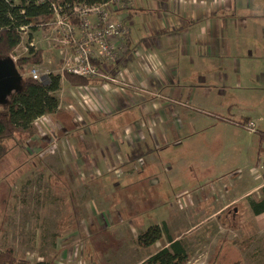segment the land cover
Masks as SVG:
<instances>
[{"label":"crops","instance_id":"obj_1","mask_svg":"<svg viewBox=\"0 0 264 264\" xmlns=\"http://www.w3.org/2000/svg\"><path fill=\"white\" fill-rule=\"evenodd\" d=\"M145 1L146 10L150 12L151 8L155 14L147 15L145 19H148L142 24L136 20L138 27L134 29L128 24L134 14L136 17L139 14L133 0L123 5L124 10L118 11V4L115 8L112 6L114 4L108 7L109 19H121L120 23L130 35L128 39L120 37L114 41L117 48L115 61H99L96 58L98 51L93 48L96 56L94 60L97 65L100 63L103 74L110 80L118 81V84L111 81L95 82L103 90L117 91L114 95L119 100L116 116L135 110L139 117L105 125L100 121L101 113L89 115V118L79 109L84 118L68 117L65 121L70 123L63 129L67 132L81 131L77 129L78 123H82L84 129L81 132L84 133L76 135L75 143L83 151L86 145L99 147L103 144L104 148H112L113 158L110 161L107 159L109 150H106L105 159L99 160L96 154L97 160H90L93 163L98 160L107 165L116 160L119 162L122 153L119 154L116 147L120 142L126 143L128 150L143 148L147 141L152 142L153 146L156 142L163 143L164 147L171 146L174 150L171 153L173 159L165 161L170 163L168 172L156 165L159 163L158 158L145 163L142 171L139 165L136 173L134 162L138 161H131L128 157L129 162L124 159L123 167H127L126 173L131 180L141 177L138 185H143L145 180L148 185L152 180V188L165 190L171 187L177 190L178 195H182L179 205L184 206L177 210L169 209L162 221V224L167 225L172 240H185L191 253L194 240L190 239V232L203 223L206 228L199 234L195 242L197 244L209 245L214 242L212 235L217 230H225L218 234L222 233L223 237L214 247L209 263L228 264L230 260H235L232 264H264V213L258 216L254 214L248 201L260 200L264 188V170L261 161L260 165L257 161L258 136L238 125V122H254L258 131L264 133V123L259 117L264 95L254 96V90L264 94V1L171 0L164 6H158L154 0ZM91 19L95 25L97 17L92 16ZM136 29L139 30L135 33ZM44 32L50 36L56 31L52 26ZM38 33H32L29 46L42 50L44 62L50 63V57L45 59L50 50L46 51L42 46L36 48ZM75 34L77 37L83 35L78 29ZM51 56L61 58V53ZM62 57L66 60L65 56ZM132 77L145 97L140 93H130L133 88L129 86ZM63 88L62 82L61 90ZM73 88L77 92L88 91V87ZM128 94L133 96L131 101ZM168 100L173 101V105L178 108L165 102ZM63 106L64 99L60 92L58 113L42 119L49 120L60 115ZM188 110L196 111L198 116L190 119L184 112ZM203 113L207 119L201 116ZM203 120L207 121L206 128L200 131L194 129ZM180 124L182 129L179 128ZM98 126L100 131L107 132L101 135L102 140L98 136L100 134L86 132ZM188 127H192V134L197 138L187 135ZM214 128L217 136L206 139L204 133ZM241 131L247 132L250 139L244 143L247 144V155H239L236 159L229 150L238 146L236 135ZM199 133L202 134L200 137ZM114 167H108L106 171L113 170L118 174V168ZM236 168L242 170L233 173ZM148 171L153 172L148 175ZM97 172L98 177H101L100 171ZM211 173H215L216 178H210ZM128 184L132 185L131 182ZM138 193L141 194L140 191ZM60 224V221L56 222L57 226ZM181 226H188V229ZM173 227L182 228L181 232L175 231ZM79 236H62V231L50 234L52 245L44 257L47 259L46 264H112L109 255L104 261L93 262L92 257L88 261L84 259L82 249L78 252L76 248L81 243ZM168 246L165 241L157 243V251L131 264H142ZM65 251L69 252L70 259L63 256ZM30 258L21 261L34 264ZM45 259L40 262L37 258L35 260L38 264H45Z\"/></svg>","mask_w":264,"mask_h":264},{"label":"rangeland","instance_id":"obj_2","mask_svg":"<svg viewBox=\"0 0 264 264\" xmlns=\"http://www.w3.org/2000/svg\"><path fill=\"white\" fill-rule=\"evenodd\" d=\"M133 2L137 6L136 9L139 10V14L137 17L134 14L128 24L134 29L138 27V23L142 24L148 19H145L147 15L155 13L151 8L150 12L146 10L145 0H133ZM158 4V6H164V3L158 2ZM104 10L109 18L110 10L106 7ZM91 17H86V21H89L90 24L95 23ZM83 19L81 18V25L85 28L82 24ZM136 20H139L137 24H135ZM118 21L121 22L122 20L119 19ZM53 28L56 32H52L50 36L46 35L45 30H39L38 35H36L38 39L35 40L36 48L42 46L46 51L47 49L50 50L45 56V59L50 57V63L44 62L43 54L41 65L28 66L22 69L23 79L27 78L33 69L38 72L41 80L49 75L62 76L64 71H70V64L73 63L72 66L74 65L78 58L79 49L74 41L67 45L65 38L67 35L56 26ZM80 28L76 29L80 31ZM138 30L136 29L135 33ZM29 34L27 32L24 35L23 45L16 51L15 57H11L15 63L16 60L28 56L29 42L33 36ZM72 36L76 39L81 38L77 37L74 32ZM78 36L80 35L78 34ZM129 36L126 35L122 39H128ZM56 52L61 53V58L51 56L57 54ZM62 56H65L66 60ZM130 80L132 84L129 86L133 87L130 93H140L145 97V93L140 92V88L135 85L137 83L135 78L132 77ZM95 82L94 79L92 84L88 86V91L77 92L67 82L63 81L64 88L63 91L61 90L62 100L64 99L63 113L61 112L56 117H50L49 120H39L37 122L39 134L27 140L28 142L23 149L14 148L8 159L0 162V214H2L0 220V252L6 247L12 246L19 260H25L31 256V261L38 264L45 259L46 253L51 249L50 234L53 232L58 234L59 231H62V236L81 235L79 236L81 243L76 248L78 252L82 249L84 259L87 261L91 257L93 262L104 261L109 255L112 257V264L114 262L115 264L136 263L145 255L157 251L156 244L147 249L138 244L137 237L141 231H145L154 225H161L169 209L177 210L184 206L179 205L182 195H178L176 189L171 187L165 190L152 188V180L148 182V185L147 180L144 181L143 185H138L140 183L138 179L141 177L131 180L126 173L127 167H123L124 159L128 162L129 159L138 161L137 163L134 162L136 173L139 165H141L142 171L145 163H151L153 158H158L159 163L156 165L168 172L170 163L165 161L173 159L171 153L174 150L171 149V146L164 147L165 145L161 142H156L153 146L152 142L147 141L143 148L137 147L128 150V145L120 142L116 147L118 153H122L119 162L116 160L107 165V163L99 162V160L105 159L106 150H109L107 159L110 161L113 158L111 147L104 148L103 144H100L99 147L86 145L85 151H83L75 143L76 135L84 133L81 132L84 129L82 123H78L77 129L81 131L67 132L63 129L64 127L67 128L70 123L65 121L68 117L75 119V116H82L84 118L79 109L87 114V117L101 113L102 119L100 121L105 125L123 123L139 117L135 110L116 116L119 100L114 95L117 91L103 90V88L101 89L102 86L99 87ZM116 83L118 84V81ZM128 95L131 101L133 96ZM262 95L264 94L254 90V96ZM165 102L174 106L173 101ZM184 112L190 119L198 116L196 111ZM259 113V117L264 123V104L259 108ZM201 116L207 119L206 114L203 113ZM72 120L70 119L71 122H74ZM205 125L207 126V121H200L194 129L200 131L201 128H206ZM100 126L86 132L100 134L98 136L102 140L101 135H105L107 132L105 130L100 131ZM179 128H183L182 124ZM186 133L191 138H197L192 134V127H188ZM201 135L199 133L198 136ZM216 136L215 128L204 133L206 139ZM248 139L250 138L247 132L241 131L236 135L238 146L229 150L231 156L237 159L239 155H247V144L244 143H247ZM96 154L99 155V160L93 163L90 160L92 158L97 160ZM214 156L215 154H213ZM113 165L114 168H118V174L113 170L111 172L106 171L108 167L112 168ZM97 170L102 174L101 177H98ZM240 170L242 169L236 168L233 173ZM152 172L148 171V175H151ZM209 177L214 179L216 174L211 173ZM128 182H131L132 185H129ZM169 201L170 203H168ZM57 221L61 223L58 226L56 225ZM109 225L111 226L109 227ZM204 225L202 223L195 226L190 232V239L194 240L191 244L192 260L190 264H212L209 263L210 255H212L218 241L223 237L222 233L221 235L218 234L225 232V230H217L212 235L214 242L209 245L197 244L195 242L199 239V234L206 228ZM173 229L175 231L177 229L180 233L182 228L173 227ZM183 229H188V226L183 227ZM62 254L70 259L68 251ZM36 258L38 262L35 260ZM46 262L47 259H45V264ZM232 263H235V260L228 262V264Z\"/></svg>","mask_w":264,"mask_h":264},{"label":"trees","instance_id":"obj_3","mask_svg":"<svg viewBox=\"0 0 264 264\" xmlns=\"http://www.w3.org/2000/svg\"><path fill=\"white\" fill-rule=\"evenodd\" d=\"M130 0H0V58H13L18 48L23 43L25 33L46 30L52 27L51 22L56 17H61L66 23L79 28L81 22V9L86 7L115 8L124 10L123 5ZM166 3L171 0H154ZM193 1V0H180ZM264 1V0H262ZM118 2V3H117ZM76 8L80 11L77 12ZM117 11V10H116ZM29 34V35H30ZM43 51L29 46L28 56L16 60V66L21 76L24 77L23 68L39 66L43 62ZM91 58V63L104 77L87 78L79 76L71 71H64L63 75H49L40 81L28 76L23 79V89L13 95L7 106L0 107V162L8 159L14 148H21L27 144V140L39 134L37 122L42 118L54 116L60 107V92L62 82L66 81L71 87H88L92 81L99 80L110 82V77L103 74L100 63ZM103 63L110 61L100 60ZM179 103V102H177ZM245 126L249 122H238ZM260 165L261 156L264 154V133H258ZM250 207L257 216L264 213V188L262 197L258 201L249 199ZM2 214H0L1 220ZM165 241L169 244L142 264H189L192 255L190 247L185 240L173 241L165 223L148 228L137 237V242L142 248H149ZM219 251V250H218ZM217 251V253H218ZM216 258V257H215ZM216 260V259H215ZM214 260V261H215ZM0 264H27L18 259L12 246L6 247L0 252Z\"/></svg>","mask_w":264,"mask_h":264},{"label":"built area","instance_id":"obj_4","mask_svg":"<svg viewBox=\"0 0 264 264\" xmlns=\"http://www.w3.org/2000/svg\"><path fill=\"white\" fill-rule=\"evenodd\" d=\"M76 11L79 12L80 9L76 8ZM81 18L83 19L80 30L83 35L80 39L73 37V32L75 33L76 27L66 23L61 17H56L55 20L51 22L52 26H56L67 36L66 41L67 45L75 42L77 48L78 58L76 59L74 65L70 68V71L87 78H97L104 77L95 66L91 63V58L94 56L93 48H96L98 51V59L106 61H115L117 58V48L114 44V41L118 38H122L126 35H129V32L120 21H113L108 18L107 12L104 10V7H86L81 9ZM95 16L97 17V23L95 25L90 24L86 21V17ZM78 44V45H77ZM36 81H40L38 72L33 69L29 75ZM107 79V78H106ZM110 80V79H108ZM111 82H116L110 80ZM243 128L252 135H258L259 131L254 122H249ZM261 167L264 170V154L261 156Z\"/></svg>","mask_w":264,"mask_h":264},{"label":"water","instance_id":"obj_5","mask_svg":"<svg viewBox=\"0 0 264 264\" xmlns=\"http://www.w3.org/2000/svg\"><path fill=\"white\" fill-rule=\"evenodd\" d=\"M23 89V78L12 58H0V107L7 106L10 98Z\"/></svg>","mask_w":264,"mask_h":264}]
</instances>
